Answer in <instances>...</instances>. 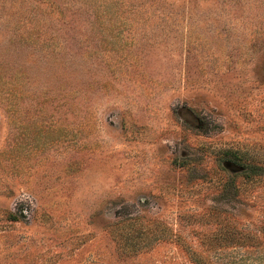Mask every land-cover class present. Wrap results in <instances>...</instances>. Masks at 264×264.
Returning <instances> with one entry per match:
<instances>
[{
  "label": "rangeland",
  "instance_id": "374dc122",
  "mask_svg": "<svg viewBox=\"0 0 264 264\" xmlns=\"http://www.w3.org/2000/svg\"><path fill=\"white\" fill-rule=\"evenodd\" d=\"M0 264H264V0H0Z\"/></svg>",
  "mask_w": 264,
  "mask_h": 264
},
{
  "label": "trees",
  "instance_id": "16d2710c",
  "mask_svg": "<svg viewBox=\"0 0 264 264\" xmlns=\"http://www.w3.org/2000/svg\"><path fill=\"white\" fill-rule=\"evenodd\" d=\"M228 156L230 157V160H232V161H237V160L239 161V159H240V157H238L235 154H233V155L232 154H229ZM240 165H242V164H240ZM246 166H245L246 169H248V167H250L249 165H246ZM250 174L249 173H245L246 178H249L250 177ZM13 219H15V216H13Z\"/></svg>",
  "mask_w": 264,
  "mask_h": 264
}]
</instances>
